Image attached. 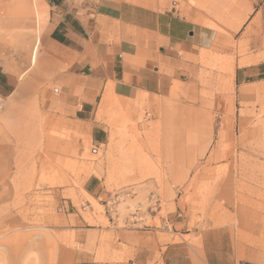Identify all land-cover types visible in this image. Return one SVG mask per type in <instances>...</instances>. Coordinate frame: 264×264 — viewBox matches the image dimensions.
Returning <instances> with one entry per match:
<instances>
[{
    "label": "rangeland",
    "instance_id": "rangeland-1",
    "mask_svg": "<svg viewBox=\"0 0 264 264\" xmlns=\"http://www.w3.org/2000/svg\"><path fill=\"white\" fill-rule=\"evenodd\" d=\"M127 1L210 27L216 45L181 53L167 95L98 97L75 112L42 69L47 29L33 65L24 9L0 0V23L21 25L0 36V65L57 97L23 105L0 81V264H169L206 251L213 264H264V74L235 76L264 53L261 0Z\"/></svg>",
    "mask_w": 264,
    "mask_h": 264
},
{
    "label": "crops",
    "instance_id": "crops-1",
    "mask_svg": "<svg viewBox=\"0 0 264 264\" xmlns=\"http://www.w3.org/2000/svg\"><path fill=\"white\" fill-rule=\"evenodd\" d=\"M15 2L17 7L24 9L22 14L27 17L25 5L20 0ZM45 2L47 8L39 31L38 46H41L44 30L47 29L44 53L48 63L42 69L48 71L49 76L57 74L55 80L61 87L64 106L70 110L75 107V112L81 111L84 104L92 106L98 97L101 101L108 96L133 99L143 94L167 95L173 80L166 73L167 68L181 63V53L213 49L217 41L213 29L195 23L187 16L171 10L157 11L127 0H97L85 8L70 4L68 9L63 10ZM19 14L14 13L15 16ZM255 15L264 28V0L259 3ZM1 18L12 20L6 30L0 28V36L11 40L8 33L15 29L16 35L21 25L14 18ZM30 30V39L26 43L30 48L27 50L25 45L23 52L28 60L36 40L35 28ZM54 32L63 37L64 42L54 38ZM37 56L35 62L29 60L31 64H36ZM243 63L252 65L236 68L235 76L239 82L264 74V53L246 57ZM1 80L12 86L8 95L14 94L23 105H33L42 94L48 97V103L56 101L57 97L51 90L23 87L0 65ZM53 91L58 93L59 90L54 88ZM48 126L55 127L56 122L49 121ZM243 252L249 256L254 254ZM204 254L205 258H191L190 261L183 260L181 254H171L169 264H213V254L209 251Z\"/></svg>",
    "mask_w": 264,
    "mask_h": 264
},
{
    "label": "bare ground",
    "instance_id": "bare-ground-1",
    "mask_svg": "<svg viewBox=\"0 0 264 264\" xmlns=\"http://www.w3.org/2000/svg\"><path fill=\"white\" fill-rule=\"evenodd\" d=\"M26 2H27L26 6L24 8H25L26 14L28 15L27 17L30 20L29 27L35 28V35H36V38H35L36 40H35L33 46H31L32 47L31 48V55H30L31 57L29 60H31V62H35L36 56L38 54V47H39L38 46V43H39L38 36H39L41 24L43 23L44 18H45L46 6H45L43 0H26ZM0 25H1L0 28H2V31L5 27H7V25L5 26L3 23H0ZM34 37L32 36L31 38H34ZM29 48L30 47H28V45H27V50H29ZM27 58H29V57H27Z\"/></svg>",
    "mask_w": 264,
    "mask_h": 264
},
{
    "label": "trees",
    "instance_id": "trees-1",
    "mask_svg": "<svg viewBox=\"0 0 264 264\" xmlns=\"http://www.w3.org/2000/svg\"><path fill=\"white\" fill-rule=\"evenodd\" d=\"M52 36H53L54 38L58 39L59 41L64 42V38L61 37V36H59L58 34H56V32H54V33L52 34ZM1 79L4 80V77H2ZM87 107H88V105H87Z\"/></svg>",
    "mask_w": 264,
    "mask_h": 264
},
{
    "label": "built area",
    "instance_id": "built-area-1",
    "mask_svg": "<svg viewBox=\"0 0 264 264\" xmlns=\"http://www.w3.org/2000/svg\"><path fill=\"white\" fill-rule=\"evenodd\" d=\"M3 106V101L0 99V109L2 108Z\"/></svg>",
    "mask_w": 264,
    "mask_h": 264
}]
</instances>
